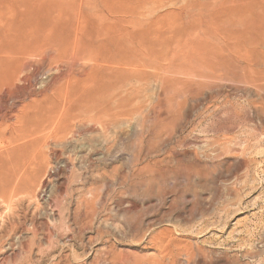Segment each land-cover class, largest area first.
<instances>
[{
	"label": "rangeland",
	"instance_id": "374dc122",
	"mask_svg": "<svg viewBox=\"0 0 264 264\" xmlns=\"http://www.w3.org/2000/svg\"><path fill=\"white\" fill-rule=\"evenodd\" d=\"M0 4L99 43L0 85V264H264V0Z\"/></svg>",
	"mask_w": 264,
	"mask_h": 264
},
{
	"label": "bare ground",
	"instance_id": "6f19581e",
	"mask_svg": "<svg viewBox=\"0 0 264 264\" xmlns=\"http://www.w3.org/2000/svg\"><path fill=\"white\" fill-rule=\"evenodd\" d=\"M37 10L40 9L39 8L33 9L31 10V12H35ZM74 25L70 26L69 31L66 30L63 21H47L42 25L37 24V22L36 24H28L25 26L14 25L12 21H2V14L0 13V85L2 86L1 88H6L3 86H7V85L10 86L12 84L15 87H17L16 86L17 84L15 83H17L16 80L18 79L19 74H21V72H23L24 70L27 72V70L32 69L35 64L34 62L36 61L35 58H39L40 61L38 62L40 65H42V67L52 66L53 64L57 65V67L58 65L61 64L62 65L65 64L67 66L66 63L68 62L69 58H71L72 60V57L74 58V60L77 59L81 60L80 63L85 58H87L85 60H89L90 58L93 59L92 61H95L97 57L94 58V55L98 56V54H95L94 52H96V50L98 49L99 43L97 42L96 39L92 37L91 38L89 37V39L87 38L85 34V30L87 28L84 29L85 24L84 22H82L81 17L78 18L77 24L75 26ZM90 25H91L90 22H88V26L85 25V27L87 26L89 29V27H91ZM91 31L94 30L91 29ZM94 34L95 32H93V36ZM100 35L101 34L97 35V38L101 37ZM87 41L91 43L94 49L91 50L85 48ZM79 60H77L76 62H79ZM92 64H97V63L93 62ZM68 65L70 67L72 64H68ZM51 69H49L48 71L50 72ZM75 69L77 68L75 67ZM69 70H71V72L73 71L72 69ZM25 71L23 72V74L25 73ZM74 73L75 72H73V74ZM83 76H84V72H83ZM77 78H78L77 75L74 76L71 75V73L69 75L65 73V74H60V76L57 77V80L58 82L70 81V83L74 84L77 82H71V80H76ZM93 78L95 77L93 76ZM55 83L57 82L55 81ZM71 85L72 84H70V87ZM74 91H75L74 89L68 88L66 89V91H62V92H65L66 94V95L64 94L65 96L70 97ZM10 194H13V192ZM157 238L158 236H154L153 240Z\"/></svg>",
	"mask_w": 264,
	"mask_h": 264
}]
</instances>
